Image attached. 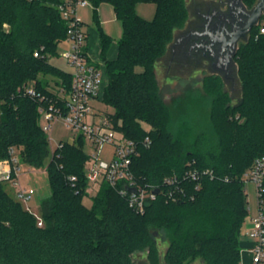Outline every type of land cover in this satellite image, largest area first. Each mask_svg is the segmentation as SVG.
<instances>
[{
  "label": "trees",
  "instance_id": "obj_1",
  "mask_svg": "<svg viewBox=\"0 0 264 264\" xmlns=\"http://www.w3.org/2000/svg\"><path fill=\"white\" fill-rule=\"evenodd\" d=\"M139 1L155 4L152 20L135 13ZM220 1L195 0L189 6L187 0H88L97 23V10L105 4L121 25L113 60L104 57L110 39L101 35L107 83L100 101L112 110L107 115L115 131L130 139L148 136L151 140L133 159L134 177L158 185L165 176L182 174L190 164L211 172V177L201 180L198 191L192 192L194 184H188L192 199L176 203L159 196L139 215L107 183L101 184L91 208L83 205L87 182L82 137L64 143L59 158L50 160L38 104L17 92L29 86L48 94L51 81L70 86L69 73L48 61L66 36L56 9L60 0H0V158H7L9 148H15L19 162L34 168L43 167L49 159L46 171L51 190L39 205V227L35 215L23 210L6 191V183H0V264H188L196 258L203 264H241L240 241L248 216L242 175L256 158L264 156V36H255L258 25L238 59L245 94L239 107L244 118L236 124L247 136L251 131L246 128L248 119L260 122L263 128L257 140H245L238 152L240 159H235V152L227 153L213 113L209 134L188 133L159 143L156 151L151 149L154 133L169 136L155 66L167 57L177 68L186 64L183 51L172 47L175 31L197 29L201 24L196 18L198 8L205 14ZM241 2L252 6L255 0ZM41 47L40 57H34ZM215 97L224 120L229 109L224 105L225 94ZM143 124L151 130L146 131ZM69 176L76 180L69 182ZM157 238L167 244L164 252Z\"/></svg>",
  "mask_w": 264,
  "mask_h": 264
},
{
  "label": "built area",
  "instance_id": "obj_2",
  "mask_svg": "<svg viewBox=\"0 0 264 264\" xmlns=\"http://www.w3.org/2000/svg\"><path fill=\"white\" fill-rule=\"evenodd\" d=\"M89 5L88 0H60L56 5L66 27V36L63 40L68 47L63 51L62 58L72 70L69 73L70 86L68 88L57 86L55 90L53 88L48 90V94L39 92L36 87L23 86L17 91L18 94L37 102L41 129L46 136L53 123L60 121L64 127L77 133L87 143L89 151L85 153L83 167L87 182L86 194H96L101 184L107 183L127 202L128 207L139 215L144 214L146 205L159 196H163L167 202L176 203L192 199L188 184H194L192 192L198 191L201 180L207 176L211 177L209 170H200L190 164L182 174L165 176L158 185L137 180L132 171L133 159L139 156L142 148L150 146V138L146 136L142 140H134L125 137L115 131L106 113L95 108V103L101 102L100 94L104 83L100 69L85 51L86 34L79 16V10ZM256 25L258 31L255 36H264V9ZM42 50L43 47L34 51L33 56L40 57ZM63 144L60 142L50 153V160L59 158L58 150ZM15 150L9 148L8 157L0 158V183L18 184L17 174L20 168ZM103 152L108 154L106 159L100 157ZM242 178L245 185L254 186L256 196V211L247 216L246 228L243 230V236L251 241L248 251L250 264H264V156L256 158ZM75 180L74 176L68 177L71 183ZM155 190H158L157 194ZM14 195L18 202L27 205L33 191L27 188L19 189ZM24 207L33 213L28 206ZM33 214L37 219V225L42 226L38 214Z\"/></svg>",
  "mask_w": 264,
  "mask_h": 264
},
{
  "label": "rangeland",
  "instance_id": "obj_3",
  "mask_svg": "<svg viewBox=\"0 0 264 264\" xmlns=\"http://www.w3.org/2000/svg\"><path fill=\"white\" fill-rule=\"evenodd\" d=\"M195 0H187V4L190 6ZM259 0H255L252 6H245L249 11L257 4ZM156 6L151 1H139L135 5V13L144 20L150 21L154 18ZM93 11L90 9L91 15ZM102 30L105 34H110L112 38H115L120 34L121 26L118 21L114 19L106 18L104 23L100 24ZM254 27V26H253ZM7 30V26H4ZM252 31V29H251ZM248 34L246 40H239L237 44V53L235 56V69L232 79L225 78L219 72L207 68L206 65L199 63H186L180 67L174 66L173 63L166 59L159 61L154 69L155 79L159 88V97L163 107L166 108L167 118H165L164 124L168 125L169 136H164L161 134L153 135L154 144L152 146L153 150H157L163 142L167 140H176L177 136H185V134L190 133V136H195V134L204 132L210 133L213 129L211 125L212 114L216 117V126L220 131V136L222 140L226 143L227 153L230 154L235 152V159H240L238 152L241 151V147L245 140L253 138L252 142L257 140V136L261 133L262 124L254 119H248V124L246 128L250 129V133L245 136L244 130H239L236 128V124L244 118V113L240 109V104L242 103V97L244 96V90L242 87V81L239 78V55L244 49L245 45L249 42L252 33ZM182 32L175 31V36L173 40H176ZM68 47V45L61 40L57 46V50L54 54L48 55L49 64L59 68L67 73L72 70L68 66L67 62L62 58L63 51ZM170 50V49H169ZM101 71V78L103 83L105 82V75ZM40 78V77H39ZM47 78V77H46ZM45 78V79H46ZM42 79V78H41ZM40 79V80H41ZM45 80H42L44 82ZM61 83L55 84L51 81L50 85L47 86L48 90H55L57 86ZM104 90V88H103ZM103 92V91H102ZM208 92V93H207ZM208 94H214L215 96H220L225 94L223 97L224 105L229 109L224 115V120H222L223 112L221 110L220 103H214L213 99L216 98L214 95L209 96ZM95 108L106 114H111L112 110L106 107L101 102L95 103ZM238 108V109H237ZM146 131L151 130V127L147 124H143ZM49 139V152L52 153L56 146L60 143H73L78 135L72 132L70 129L64 127L62 122L55 121L53 123L52 129L47 133ZM152 136V135H151ZM206 138L208 136H205ZM192 139L191 137H189ZM210 138V137H208ZM84 142V141H83ZM217 143V140H213V145ZM223 142V145H224ZM225 148V147H224ZM150 149V150H151ZM240 149V150H239ZM87 143L84 142V152L88 153ZM50 156V154H49ZM232 157V154L230 155ZM106 159L108 154L103 152L100 156ZM46 160L45 164L41 168H34L29 166L24 162H18L19 172L17 174L18 184L9 185L6 184V191L8 194L15 198V191L19 189L27 188L33 191L32 198L29 203L24 206H28L31 211L35 214L39 213L40 203L48 199L51 195V190L49 186L48 173L46 171ZM248 170V169H247ZM246 170V171H247ZM245 171V172H246ZM244 172V173H245ZM243 173V175H244ZM242 175V176H243ZM95 193H90L82 198V203L86 208H91L92 199ZM22 205V209L26 210ZM246 220L244 223L245 229ZM241 240H245L241 236ZM158 243H160L161 252L167 247V244L162 242L157 238ZM138 261V257L135 258ZM188 264H203L199 258L191 260Z\"/></svg>",
  "mask_w": 264,
  "mask_h": 264
},
{
  "label": "flooded vegetation",
  "instance_id": "obj_4",
  "mask_svg": "<svg viewBox=\"0 0 264 264\" xmlns=\"http://www.w3.org/2000/svg\"><path fill=\"white\" fill-rule=\"evenodd\" d=\"M201 11L203 8H198L196 18L201 21L198 28L195 30L188 28L175 40L172 47L173 49L178 47L183 51L186 63L196 60L195 63L201 62L225 78L232 79L238 42L236 44L228 42L234 32L246 22L250 11L239 0H221L207 8L205 14H200ZM205 32L223 37L225 43L215 42L210 46L211 40L204 34Z\"/></svg>",
  "mask_w": 264,
  "mask_h": 264
},
{
  "label": "crops",
  "instance_id": "obj_5",
  "mask_svg": "<svg viewBox=\"0 0 264 264\" xmlns=\"http://www.w3.org/2000/svg\"><path fill=\"white\" fill-rule=\"evenodd\" d=\"M90 9L93 11L91 5L79 10V16L83 22V30L86 34L85 51L87 52L93 63L100 70H102L103 74L105 75V82H104V87H105L107 83V77L105 72L104 60L101 54V35L103 34L110 39V44L104 54V57L106 60H113L117 56V50H118L117 43L121 37V31L118 36L112 38L110 34L108 33L105 34L102 30L100 24L104 23L106 18L114 19V21H118L115 17L113 9L109 5L103 4L98 8L97 10L98 23L95 21L94 11L92 12L93 15H91ZM245 190L247 197L248 217H249L250 215L254 214V212L256 211L255 188L252 184H247ZM243 237L245 238V240L240 241L241 264H250V255L248 251L251 247V241L247 239L245 236Z\"/></svg>",
  "mask_w": 264,
  "mask_h": 264
},
{
  "label": "water",
  "instance_id": "obj_6",
  "mask_svg": "<svg viewBox=\"0 0 264 264\" xmlns=\"http://www.w3.org/2000/svg\"><path fill=\"white\" fill-rule=\"evenodd\" d=\"M239 1L241 2V0H239ZM263 9H264V0H259L257 2V4L250 11L246 22L236 32H234V34L232 35V37L228 43L236 44L239 40H246L251 29L253 28V26L256 25L257 20L260 16L261 12L263 11ZM204 34L210 38V40H211L210 46L213 45V43H215V42H222V41L224 42L223 37H219L212 32H205ZM210 46H208V47H210ZM154 192L157 194L158 190H155Z\"/></svg>",
  "mask_w": 264,
  "mask_h": 264
}]
</instances>
